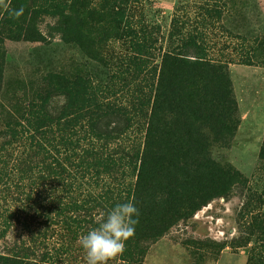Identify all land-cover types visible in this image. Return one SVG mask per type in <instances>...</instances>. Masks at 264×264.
Instances as JSON below:
<instances>
[{
	"label": "rangeland",
	"instance_id": "rangeland-1",
	"mask_svg": "<svg viewBox=\"0 0 264 264\" xmlns=\"http://www.w3.org/2000/svg\"><path fill=\"white\" fill-rule=\"evenodd\" d=\"M122 2L0 0V161L7 166L1 182L8 183L0 182V264H45L47 257H57V264H85L78 242L61 254L59 228L39 219L44 205L33 206L14 185L19 176L13 165L26 147L12 144L11 133L24 123L29 106L43 104L48 114L58 115L67 105L59 84L78 79L98 87L109 104L128 106L142 92L154 95V69L169 52L177 54L180 90L214 68L225 73L229 98L217 113L229 127L225 132L200 127L204 161L193 147L196 135L175 136L170 147L159 148L160 165L171 158L169 171L178 167L191 179L201 178V198L192 205H184L188 198L179 194L176 209L172 203L150 206L162 196L157 172L165 168L156 170V161L148 159L141 175L151 187L143 194L146 213L140 224L146 228L126 246L129 257L136 248L141 256L133 263L120 255L109 264H249L262 236L256 222L264 219V0H131L124 7ZM126 22L142 27L148 38L147 63L138 71L125 62L131 55ZM111 122L99 127L115 129ZM145 136L131 128L126 142H136L143 152ZM172 177L173 189L187 187L182 174ZM76 178L82 189L94 186L89 174ZM51 189L63 191L57 184ZM20 250L27 255L19 259Z\"/></svg>",
	"mask_w": 264,
	"mask_h": 264
},
{
	"label": "trees",
	"instance_id": "trees-1",
	"mask_svg": "<svg viewBox=\"0 0 264 264\" xmlns=\"http://www.w3.org/2000/svg\"><path fill=\"white\" fill-rule=\"evenodd\" d=\"M124 2L129 4L131 0H123L120 3L122 7ZM124 27V39L129 41L131 48V55L126 57L125 62L138 71L147 63L148 38L143 35L142 27L136 28L127 22ZM175 55L174 52L164 55L161 65L154 69V95L150 94L148 98L142 92L137 101L117 107L106 102L99 88L90 81L62 80L59 88L67 98L64 110L51 116L43 104L30 105L24 123L11 133L12 144L26 147L25 155H21L13 165L19 176L14 185L25 194L27 200L32 201L30 204L44 205V208L38 209L43 216L39 219L44 220L46 226L59 228L61 254L74 250L79 238L97 227L101 218L118 203L133 201L140 210L135 235L126 242V246L143 235L146 228L140 224L146 213L143 194L149 193L151 187L144 183L141 175L146 170L149 158L156 161V170L165 168V171L157 172V191L162 196L150 201V206L157 208L172 203L176 209L179 194L188 198L184 201L186 206L201 198L197 189L201 178L191 179L187 171L178 167L173 172L169 171L171 166L166 165L174 163L171 158L170 162L164 161L160 165L159 148L170 147L175 136L184 138L190 134L196 135L197 142H193V147L204 161L206 152L201 142L205 137L200 127L207 124L212 130L221 132L229 127L219 120L217 113L219 104L227 102L229 98L227 77L220 68H214L206 77L194 78L186 89L180 90L175 86L174 69L178 65L173 57ZM108 119L110 126L111 120H114L116 128L108 125L106 131L101 130L99 126L107 124ZM135 127L140 133H146L143 152L136 142L133 146L127 144L128 132ZM184 160L178 158L177 162L185 165ZM6 167L0 161V182ZM136 172L139 175L134 184L130 181ZM199 172L200 167L194 171L196 174ZM87 174L95 179L94 186L91 183L92 187L82 189L83 185L78 184L76 177L83 175L85 178ZM179 174H182L187 187L176 191L171 187V180H174L172 176ZM1 183L5 187L8 184ZM53 184L59 185L63 191L59 194L52 190ZM2 190L8 191L6 188ZM172 210L169 209V212ZM256 223L262 236L257 239L249 264H264V219L258 217ZM137 250L129 257L131 250L126 247L122 259L137 262L141 256L135 252ZM17 254L16 258H22L24 250ZM56 259L47 257L42 262L57 264Z\"/></svg>",
	"mask_w": 264,
	"mask_h": 264
},
{
	"label": "clouds",
	"instance_id": "clouds-1",
	"mask_svg": "<svg viewBox=\"0 0 264 264\" xmlns=\"http://www.w3.org/2000/svg\"><path fill=\"white\" fill-rule=\"evenodd\" d=\"M22 12L20 9L15 15ZM139 216L140 210L133 201L116 204L101 218L97 227L79 238L85 264H109L110 260L122 255L126 242L135 235Z\"/></svg>",
	"mask_w": 264,
	"mask_h": 264
}]
</instances>
